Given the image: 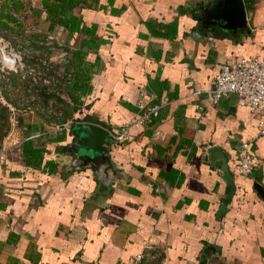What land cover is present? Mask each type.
<instances>
[{
	"label": "crops",
	"instance_id": "obj_1",
	"mask_svg": "<svg viewBox=\"0 0 264 264\" xmlns=\"http://www.w3.org/2000/svg\"><path fill=\"white\" fill-rule=\"evenodd\" d=\"M216 1L95 0L80 11L95 35L67 32L42 17L30 27L15 23L14 12L41 14L39 0L3 9L11 17L0 19L4 37L24 25L23 33L52 32L66 48L87 53L92 66L75 93L79 107H65L62 123L89 122L113 135L136 116L141 88L161 106L149 124L110 144L116 176L109 181L91 168H70L67 128L25 141L44 148L40 166L24 162L25 142L11 148L0 162V264H129L145 241L158 254L147 264H264V137L235 95L211 104L207 93L220 63L261 54L264 0H242L246 26L233 32L201 27V7ZM48 97L39 94L36 110L16 116L12 141L55 124L38 111ZM62 99L71 104L66 91ZM10 119L0 107V142ZM60 134L61 141H51ZM242 142L254 162L247 177L232 168ZM206 147L223 154L219 165L203 160ZM45 160L55 168H45ZM160 185L167 190L155 191Z\"/></svg>",
	"mask_w": 264,
	"mask_h": 264
},
{
	"label": "built area",
	"instance_id": "obj_2",
	"mask_svg": "<svg viewBox=\"0 0 264 264\" xmlns=\"http://www.w3.org/2000/svg\"><path fill=\"white\" fill-rule=\"evenodd\" d=\"M12 17L15 23H22L24 20L23 14L18 11L12 13ZM24 29L20 34L10 35L8 38L0 34V89L6 94H0V107L4 106L8 110L12 120L11 128L0 142V162L6 159L8 151L15 145L38 138L43 133L61 132L69 123L78 122L72 119L68 123L54 124L45 132H33L24 135L20 141H12L16 116L36 110L35 104L41 91L49 94V97L42 107H38L40 114L43 118L59 117L60 113L56 112L59 102L55 96L61 83L65 88L71 81L72 73L69 52L60 37L52 32H40L33 28L23 33ZM210 84L207 93L211 104H216L228 94L235 95L237 104L245 107L255 119L256 136L264 137V46L261 54L220 63ZM153 97L146 90H139L135 101L136 116L120 125L112 135L115 141H122L129 128L143 127L157 116L161 105L153 102ZM253 167L249 143L242 142L235 151L233 171L247 177ZM154 190L164 192L167 188L160 185ZM155 247L153 242L145 241L129 264H147L158 255Z\"/></svg>",
	"mask_w": 264,
	"mask_h": 264
},
{
	"label": "water",
	"instance_id": "obj_3",
	"mask_svg": "<svg viewBox=\"0 0 264 264\" xmlns=\"http://www.w3.org/2000/svg\"><path fill=\"white\" fill-rule=\"evenodd\" d=\"M201 7L203 16H199L201 27L213 24L217 28H226L233 32L237 28H245V14L242 0H218ZM70 142L63 146L64 152L72 157L70 168H91L97 178L110 180L116 176L115 169L110 160V144L115 143L111 133L93 123L71 122L67 125ZM223 154L215 147H206L203 160L219 165ZM259 195L262 188L253 183Z\"/></svg>",
	"mask_w": 264,
	"mask_h": 264
},
{
	"label": "trees",
	"instance_id": "obj_4",
	"mask_svg": "<svg viewBox=\"0 0 264 264\" xmlns=\"http://www.w3.org/2000/svg\"><path fill=\"white\" fill-rule=\"evenodd\" d=\"M95 0H39V9L41 14L31 12L24 17L23 23L26 26L33 25L37 22L39 17L45 20H49L50 25L57 24L61 26L67 32L77 33L82 32L88 35H95L96 26H85L80 17V11L89 5V2ZM10 4L14 10H16L18 4L16 0H5L0 4V19H11L9 15L3 13V9ZM0 26L6 27V24L0 22ZM103 42V40H100ZM98 42L83 39L82 45L91 46L96 48ZM86 52L81 49L70 50L69 52V66L72 68L71 81L65 85V91L68 94L75 111L78 109L79 98L75 94L81 89V85H85L88 78V71L91 68V63L88 62ZM63 139V134L55 136L51 141L59 142ZM43 147H33L30 142L23 143L22 156L26 164L28 160L32 159V163L29 165L40 166L42 164ZM44 166L51 171L55 168L51 160H45Z\"/></svg>",
	"mask_w": 264,
	"mask_h": 264
},
{
	"label": "rangeland",
	"instance_id": "obj_5",
	"mask_svg": "<svg viewBox=\"0 0 264 264\" xmlns=\"http://www.w3.org/2000/svg\"><path fill=\"white\" fill-rule=\"evenodd\" d=\"M24 28V25L20 27L21 31L23 30ZM7 38V37H5ZM68 52H70V49H68ZM57 95L55 96L57 101L59 102V105L58 107L56 108V112L58 111L60 113L59 117L55 119V124L56 125H60L62 124V122L64 121L63 117H62V112L64 111L65 107L69 110L73 105H72V102L71 104L69 103H64L63 102H66V101H63V96H64V92H65V88L63 86V83L60 84V88L57 90ZM45 92L41 91L40 94H43ZM43 105H41L42 107Z\"/></svg>",
	"mask_w": 264,
	"mask_h": 264
}]
</instances>
